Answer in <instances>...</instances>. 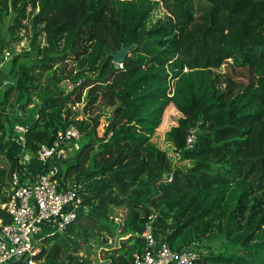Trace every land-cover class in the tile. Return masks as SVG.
<instances>
[{"label": "trees", "instance_id": "16d2710c", "mask_svg": "<svg viewBox=\"0 0 264 264\" xmlns=\"http://www.w3.org/2000/svg\"><path fill=\"white\" fill-rule=\"evenodd\" d=\"M28 22L36 61L16 67L26 51L1 69L13 82L0 91L1 156L20 143L15 124L28 132L22 158L0 165V202L41 142L71 124L90 134L55 160L56 177L80 184L83 202L64 232L38 241L39 264H92L78 253L79 232L113 235L112 208L125 202L120 230L132 231L103 264H132L147 249L153 213L158 241L201 250L198 264H264V0H0L1 59ZM81 102L87 117L77 119ZM23 107L29 115L12 113ZM98 108L109 122L99 140ZM169 108L179 117L163 148L154 136ZM9 221L0 208V222Z\"/></svg>", "mask_w": 264, "mask_h": 264}, {"label": "built area", "instance_id": "2783aa9c", "mask_svg": "<svg viewBox=\"0 0 264 264\" xmlns=\"http://www.w3.org/2000/svg\"><path fill=\"white\" fill-rule=\"evenodd\" d=\"M0 58V65L5 61ZM122 66V63H118ZM20 130L18 140L26 146V126H16ZM187 137L188 147L193 146L196 132ZM82 132L75 124L60 130L52 142H41L37 158L42 163V171L35 180L22 182L21 170L12 173L9 181L7 200L0 202L11 217L9 222H0V264H11L23 260L27 264H37L35 258L40 247L38 241L43 235L64 232L80 214L83 198L75 180L61 182L56 177L59 167L55 160L63 157L61 150H66L69 143L80 139ZM178 155V153H177ZM47 167L46 171L44 168ZM156 213L149 216L145 224L143 237L147 249L134 253L132 264H198L202 251L188 248L183 251L173 250L167 241H158L154 233Z\"/></svg>", "mask_w": 264, "mask_h": 264}, {"label": "rangeland", "instance_id": "374dc122", "mask_svg": "<svg viewBox=\"0 0 264 264\" xmlns=\"http://www.w3.org/2000/svg\"><path fill=\"white\" fill-rule=\"evenodd\" d=\"M11 21L12 20L10 19V16H9L6 19V22L4 24V30H6L5 28L11 24ZM24 22H26V21H24ZM27 26L28 27L26 29H23L20 33V37L22 39L18 42H14V41L10 42V45L4 50L7 57L5 58V61L1 64L2 67L0 68V91H2L8 84H10V83L13 84L12 79L4 71L1 70L3 68L5 69L7 66H9L8 65L9 60L11 61V59L14 56L19 55V54L26 52V51H28L30 54L27 57H21V59H19V62L16 64V67H19L21 64L30 65L31 63L35 62L37 59L36 53L32 52V50H31V48H32L31 42H32L33 36H34V32H33L34 27H33V24L31 22L30 23L28 22ZM7 39L10 40V35H8V34H7ZM44 40L45 39L43 38V36H41V37H39L38 41H41V44L43 45L45 43ZM230 61H232V60H230ZM70 64L73 65V62L71 60H70ZM221 69L224 72L227 69V66L223 65ZM15 76H16V74L14 75V77ZM66 85H67L68 89L71 88L70 84H66ZM84 105H85V102H81V103L76 104L75 110H76L77 115H78L77 119H83L84 117H87V113L82 112ZM99 111H100V113H104V114H102L103 116L100 119V124L94 133L95 134L94 137L97 140H99L103 137L106 129L109 127V122L104 117L107 112H105L103 109L101 110L100 108H98V110L95 111V113H98ZM16 112L18 114L23 113V115H25V116L29 115V113H30L28 107L27 108L23 107L21 109V111L15 110L12 113H16ZM178 117H179V113H177V111L174 110V108H169L165 114V117H164V120H163L161 126L159 127L156 135L154 136V141H159V144L163 148H168L167 142L164 141V134L172 126V124L177 121ZM15 125L16 126H23L21 123H17ZM16 126H14V127H16ZM15 131L20 132V130H15ZM59 131L60 130H58V132ZM89 136H90L89 131L85 132L84 136L81 138V140L79 142H77L74 145L69 146L65 151L61 150L60 154L64 155L66 153L65 155H68V154L70 155V154L74 153L73 151L79 148V144H82L83 142L86 141L84 137H89ZM14 138L16 140V136H14ZM91 138H92V136H91ZM14 143H16V142H14ZM16 150L13 151L14 157H17ZM4 155H5L7 160L12 161V153H9V149L4 153ZM0 163L4 164L1 153H0ZM5 165H7V163H5ZM2 166H4V165H2ZM9 177H10V175H9ZM127 213H128V206H127L126 202L119 205V206L112 208V216L114 217V222L110 223V226L112 227L113 235H111L110 233H106V232L102 233L99 231H88L83 236V234H81L79 232L80 237L75 236L76 238L77 237L79 238L80 243L82 245V249L78 252L79 255L83 258L90 259L92 264H103V263H105L108 260L110 251H112L113 248L119 247L121 242H122V239L128 237V235L130 234V233H128L131 230L130 228L126 229L125 231L120 230L121 227L124 225ZM216 244L218 245V243H216ZM216 244L215 243L207 244V246H209V249L207 247V250L209 252L215 251V245ZM205 246H206V244H205ZM39 247H41V244ZM37 264H39L38 261H37Z\"/></svg>", "mask_w": 264, "mask_h": 264}, {"label": "crops", "instance_id": "0c3cea01", "mask_svg": "<svg viewBox=\"0 0 264 264\" xmlns=\"http://www.w3.org/2000/svg\"><path fill=\"white\" fill-rule=\"evenodd\" d=\"M14 144L15 145H12L10 148H8L9 153H12V161L7 160L5 155H3L2 158H3L4 164L0 163L1 166L5 165V163L14 165L16 162L15 161L16 157L13 156L14 155L13 151L17 149L16 153H17V156H19L24 150L23 145L20 144L19 142L18 143L16 142ZM26 160L28 161L25 164V167L23 168V172L21 173L22 182H28L29 179L35 180L36 176L41 172L42 166H43L40 160L37 158V154L36 155H33L31 153L26 154ZM16 170H20V168H17L14 171ZM10 179L11 177L9 178V181ZM9 181H8V186H9Z\"/></svg>", "mask_w": 264, "mask_h": 264}, {"label": "water", "instance_id": "95a60500", "mask_svg": "<svg viewBox=\"0 0 264 264\" xmlns=\"http://www.w3.org/2000/svg\"><path fill=\"white\" fill-rule=\"evenodd\" d=\"M134 44L122 46L120 49H118L114 54H113V61L115 63H122L126 60L130 50L133 48Z\"/></svg>", "mask_w": 264, "mask_h": 264}]
</instances>
